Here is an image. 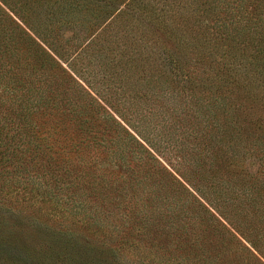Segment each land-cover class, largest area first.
<instances>
[{
    "label": "trees",
    "instance_id": "16d2710c",
    "mask_svg": "<svg viewBox=\"0 0 264 264\" xmlns=\"http://www.w3.org/2000/svg\"><path fill=\"white\" fill-rule=\"evenodd\" d=\"M90 1L22 0L21 5L0 0V128L8 126L18 137L12 148L6 144L2 154L11 152L18 169L31 162L42 146L66 162L72 154L81 156L85 160L74 171H67V166L60 169L63 178L57 173L49 176L52 186L37 179L35 187L43 199L66 191L75 206L79 193L100 194L99 188H85V168L102 162L128 168L137 197L117 208L123 220H146L148 209L157 211L160 201L175 206L180 201L189 214V200H182L179 194L184 192L175 188L179 185L192 199L193 229L221 232L242 245L226 222L264 258L258 246L264 248L263 238L255 242L245 235L255 233L250 220L264 215V160L255 158L262 160L259 175H248L243 159L264 154V0H100L104 4L97 10ZM68 22L93 32L77 50L58 34L60 25ZM94 56L100 58L93 64L94 72L104 71L100 79L120 75L129 82L125 97L141 106L151 101L152 109H145L147 121L160 125L147 126L151 140L141 142L139 131L132 135L114 119L99 102L101 96L96 94L95 99L94 88L77 74L75 67H80L83 73H92V80H87L96 87L110 86L94 80L97 75L90 62ZM164 103L170 104L168 115L161 118L165 126L157 119ZM92 104L102 112L93 110ZM105 117L128 136L113 133L110 127L98 130L96 122ZM5 120L10 124L4 125ZM170 120L177 126L174 131L181 129L189 138L186 146L184 142L182 147L171 146L191 166L182 167L183 172L174 168L180 179L153 153L170 146L173 135L161 128ZM202 167L203 177L196 172ZM208 216L211 221L206 222ZM68 246L72 251L76 245L68 240ZM73 255L91 261L81 247ZM206 259L201 261L208 264ZM99 261L105 260L100 256ZM192 262L197 263L194 258Z\"/></svg>",
    "mask_w": 264,
    "mask_h": 264
},
{
    "label": "rangeland",
    "instance_id": "374dc122",
    "mask_svg": "<svg viewBox=\"0 0 264 264\" xmlns=\"http://www.w3.org/2000/svg\"><path fill=\"white\" fill-rule=\"evenodd\" d=\"M13 1L22 5V0ZM47 1L52 0H35V2L41 3ZM156 1L159 2V0ZM90 2L94 10H97V6L104 4V1L100 0ZM87 18L91 21L93 19L91 14H88ZM92 33L87 26L72 22L62 23L58 29L60 37L70 40L68 46L72 50H77ZM126 37L119 36L118 38L125 40ZM99 60L100 58L96 56L90 58L93 72L96 67L93 64H99ZM75 70L83 81L85 80L94 88L93 97L98 99L97 95L101 96L102 100L98 99L99 102L114 119L120 122L132 135L137 136L136 132L139 131L142 139L140 137L138 139L141 142L146 139L151 140L146 128L149 124L155 126L157 123L147 121L148 111L145 109H152L151 101L146 102L145 106H141L138 100L130 101L128 97H125L126 89L130 88L128 87L129 82L125 83L127 79L120 75L113 79L110 76L100 79V75L104 71L101 69L98 73L96 70L94 73L97 77L94 80H103L110 84L109 86L103 83V87L99 88L87 80L88 78L92 80L91 72L87 70L86 73H83L80 67H75ZM102 77L104 76L102 75ZM98 84L99 82L97 86ZM120 85L124 87L122 91L113 88V86L119 87ZM105 87L108 88L105 89ZM83 99L88 101L89 98L83 96ZM110 104L112 107H109ZM167 105L170 104L164 103L159 108L161 110L160 118H157L159 121L168 115ZM157 108L158 106L153 111L154 113H156ZM92 109L97 113L102 112L101 107L95 104H92ZM163 121L164 119H161L162 125H164ZM171 121L173 125L174 121L170 120L167 127L161 126L166 135L170 133L173 135L170 146L163 149L162 153H153L158 155V159L171 173L178 176V171L176 172L175 169L182 171V167L185 166L190 169L191 166L183 163L179 159L181 153H178L171 146L175 144L177 147H182L183 142V145L186 146L189 138L188 135L180 132L181 129L174 131L177 126L169 127ZM9 124L10 120H5L4 125ZM2 125L0 123V127ZM96 126L101 131L104 127H110L111 132H119L118 134L125 136V138L128 136L109 117L98 120ZM156 126L160 125L157 124ZM0 129V264H79V262H81L80 264H206L201 261L205 256L208 264H261L264 262V258L226 222L227 228L236 235L242 245L236 244L224 233L223 236L221 232H201L204 227L193 229L192 199L185 196L188 194L179 185H176L175 188L184 192L179 194L182 200L185 197L189 200V203L186 204L189 214L184 212L185 207L179 206L180 201H177L178 205L176 206V203L165 205L160 201L157 204V211L148 209L149 215L146 220L138 219L136 221L133 218L123 220L118 217L117 208L126 204L129 205L128 200L137 197V186L132 183L129 169H124L119 164L102 162L103 164H93V166L85 168V173L81 172L85 174V188L93 187L97 190L99 188L100 194L93 193V190L88 191L87 196L79 193L77 206L70 199L68 200L66 195L68 192L66 191L58 192V195L46 197V199L37 196L35 188L38 186L37 179L40 182L51 184L50 175L57 173L59 177L63 178L64 174H62L61 168L67 166V171L72 172L74 171L72 169L77 166L80 167V163H83L85 159L80 160L81 156L78 158L73 154L67 162L65 161L66 158L56 159L52 152L42 146L38 150L37 156L34 158L33 155L32 157L36 162L33 159L18 169L15 166L16 157H10L11 152L6 155L2 154L6 144L12 148L18 137L13 135L8 126ZM5 134L7 135L5 136ZM60 137L64 139L63 134ZM27 140L25 139V141ZM30 153L32 152L27 154ZM102 158L105 159L106 157L103 156ZM255 158L264 160V154H257L254 158L252 156L243 158L246 162L244 170L246 169L245 172L248 175H259V165L262 160ZM156 170L158 173L164 174L159 168ZM196 170L199 176H204L203 167ZM79 171H77L78 176L80 175ZM217 174L220 176V171ZM36 176L38 177L36 178ZM183 183L192 193V187L185 182ZM194 185L197 188L198 185ZM106 190H110L112 193L106 195ZM193 193L195 192L193 191ZM59 196H63L66 201L61 202ZM206 196L211 200L208 195ZM117 202L120 204H116ZM217 204L220 202L213 203L215 207ZM210 209L215 213L212 208ZM83 210L85 211L83 212ZM215 215L217 214L215 213ZM207 219L211 221L209 216L205 217L204 220L207 222ZM254 220L253 222L250 220V223L254 227L255 233L250 236L246 231L245 235L255 242L256 238H263L264 240V215L257 216ZM209 224L212 225L211 222ZM68 240L76 245L72 250L73 252L81 247L90 256L91 261H80V259L88 256H74L70 246H68ZM225 245L231 247L228 248ZM258 246L264 252L263 246L260 244ZM100 256L105 261H99ZM192 258L197 263L192 262Z\"/></svg>",
    "mask_w": 264,
    "mask_h": 264
}]
</instances>
